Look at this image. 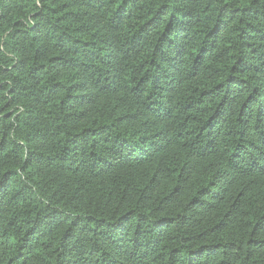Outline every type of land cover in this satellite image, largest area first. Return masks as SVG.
<instances>
[{"label":"trees","instance_id":"16d2710c","mask_svg":"<svg viewBox=\"0 0 264 264\" xmlns=\"http://www.w3.org/2000/svg\"><path fill=\"white\" fill-rule=\"evenodd\" d=\"M0 264H264V0H0Z\"/></svg>","mask_w":264,"mask_h":264}]
</instances>
